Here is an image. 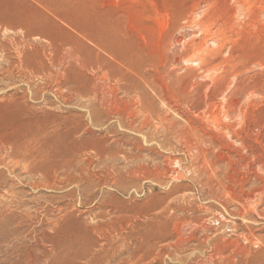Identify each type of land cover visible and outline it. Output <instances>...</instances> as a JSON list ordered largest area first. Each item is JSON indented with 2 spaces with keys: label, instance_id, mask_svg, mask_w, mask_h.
Listing matches in <instances>:
<instances>
[{
  "label": "rangeland",
  "instance_id": "1",
  "mask_svg": "<svg viewBox=\"0 0 264 264\" xmlns=\"http://www.w3.org/2000/svg\"><path fill=\"white\" fill-rule=\"evenodd\" d=\"M0 179L25 264H264V0H0Z\"/></svg>",
  "mask_w": 264,
  "mask_h": 264
},
{
  "label": "bare ground",
  "instance_id": "2",
  "mask_svg": "<svg viewBox=\"0 0 264 264\" xmlns=\"http://www.w3.org/2000/svg\"><path fill=\"white\" fill-rule=\"evenodd\" d=\"M68 37V36H67ZM120 43V42H118ZM75 53H74V57L73 59L75 60V62L77 64H79V68H76L73 70V73H74V76L76 78V80H78L79 82L81 83H85L86 82V77L85 75L83 74V70H90L93 68L92 67V64H89L85 58L81 55L82 52L81 50H85V46L83 44H80L78 46L75 47ZM70 50V49H69ZM73 50H74V47H73ZM87 50V49H86ZM113 54L114 56L116 57H121V58H125L126 55H122V54H116V53H111ZM129 54V53H128ZM128 58V57H127ZM72 59V60H73ZM99 62V61H98ZM76 64V65H77ZM102 65V64H101ZM94 66V65H93ZM98 66V65H97ZM92 67V68H91ZM73 69V68H72ZM93 70V69H92ZM98 70V69H97ZM96 70V71H97ZM88 72V71H87ZM134 72V71H133ZM106 76V75H105ZM72 77V76H71ZM121 84V83H120ZM83 86V85H82ZM84 87V86H83ZM97 87V86H96ZM79 88V87H78ZM82 88V87H81ZM128 89V88H127ZM96 91V90H94ZM92 91V92H94ZM100 91V90H99ZM86 92V91H85ZM95 94V92H94ZM97 94V93H96ZM94 96V95H93ZM96 97V96H95ZM67 133V132H66ZM72 133V132H71ZM71 133L67 134V136L63 137L62 135L60 134H56L55 138L53 139L52 143L48 142L47 143V146H44L47 147L46 151H45V154L46 155L45 157L47 158V161L50 160L49 162H47L45 164V166H41L40 169H35L34 171L31 172V174L34 175H46L48 176V174L50 173V170L51 169H56V168H61L63 165L61 164V161L59 160V158L62 157L65 155H67L69 153V151H71L70 148H64V142L69 138L72 137ZM45 141V140H44ZM43 145V144H41ZM40 146V145H39ZM41 147V146H40ZM74 147L78 148L77 145H75ZM70 149V150H69ZM43 157V156H42ZM44 160V159H43ZM45 161V160H44ZM46 162V161H45ZM43 178V177H42ZM1 180V179H0ZM1 183V182H0ZM8 189V188H6ZM14 190V189H13ZM4 191V190H3ZM7 191V190H5ZM2 193V191L0 192ZM4 193V192H3ZM5 195H0V197H3ZM12 196V195H11ZM15 197V195H13ZM17 202V200H16ZM12 202H9L7 203L5 201V204H0V264H25V262L27 261V257L26 255H23L21 252V256L20 258H17L19 255L17 253L13 254V249L11 251V247L12 246H15L12 244V240L13 239H17L19 240L18 238L20 237V233L18 231V229L13 228L14 225H17L19 226L21 221H20V216L19 215H22L25 217L26 215V211L25 210H22L23 208L17 206V208L14 209V207H12ZM17 204H20V201L17 203ZM28 212V211H27ZM20 213V214H18ZM29 214H27L28 216ZM19 216V217H18ZM26 216V217H27ZM30 216V215H29ZM157 226V225H156ZM180 229V228H179ZM193 233V232H192ZM162 239V238H161ZM180 239V238H179ZM184 239V238H183ZM14 240V241H15ZM147 240V239H145ZM146 242V241H145ZM170 244V243H169ZM185 244V243H184ZM65 246L67 248L73 246L70 242H68L67 244H65ZM149 246V245H148ZM180 246V245H179ZM182 246V245H181ZM17 249V247H16ZM18 250V249H17ZM73 250V249H71ZM16 251V250H15ZM78 252V251H77ZM152 252V248L149 247V249L146 251L147 255H150ZM25 254V253H24ZM16 255V256H15ZM28 256V255H27ZM82 256V255H80ZM16 257V258H14ZM29 257V256H28ZM64 257V256H63ZM90 257V256H89ZM81 259H83V256L80 257ZM86 258V257H85ZM68 259V258H67ZM209 259V258H208ZM149 260V259H148ZM211 260V259H210ZM108 261V260H107ZM66 262V261H65ZM69 263H65V264H72L70 261H67ZM74 262V261H73ZM86 264H105L103 262H101L99 260V258H96V257H90V258H87V261H86ZM106 264H110V260L108 263Z\"/></svg>",
  "mask_w": 264,
  "mask_h": 264
}]
</instances>
